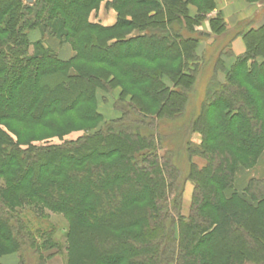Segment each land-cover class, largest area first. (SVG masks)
I'll return each instance as SVG.
<instances>
[{
	"label": "trees",
	"instance_id": "16d2710c",
	"mask_svg": "<svg viewBox=\"0 0 264 264\" xmlns=\"http://www.w3.org/2000/svg\"><path fill=\"white\" fill-rule=\"evenodd\" d=\"M102 1L0 0V124H47L48 114L74 109L95 127L100 121L96 90L112 87V73L88 69L76 64L79 60L116 66L129 84L141 89L137 101L119 94L125 116L59 144L20 143L0 125V176H8L6 183L0 182V206L13 212L11 193L26 190L49 209L73 216L66 237L80 252L68 264H264V186L250 179L236 191L231 150L219 152L207 143L225 136L258 154L264 146V117L237 79L259 90L264 109V55L257 52L261 47L264 51V25L232 34L230 39L242 36L245 52L235 56L224 81L212 80L200 113L185 125L200 130L201 143L188 149L206 163L189 166L186 179L194 186L184 216L183 185L177 182L173 154L160 156L153 133L141 127L162 114H181L198 62L195 42L206 35L196 30L197 36H184L182 30L195 31L204 16L198 10L192 14V4L185 0H106L116 18L104 26L89 20ZM131 2L135 11L126 10ZM204 4L215 7L214 0ZM209 23L216 34L227 29L219 12ZM31 30L40 38L31 41ZM45 36L69 43L71 57L60 58ZM229 49L226 44L218 51V59ZM139 56L176 59L179 64L169 73L172 87L162 81L161 71L150 73L125 61ZM151 104L159 105L156 113L149 111ZM111 155L118 158L106 162ZM257 218L260 227L254 223ZM0 240V251L3 243L18 250L2 214Z\"/></svg>",
	"mask_w": 264,
	"mask_h": 264
},
{
	"label": "rangeland",
	"instance_id": "374dc122",
	"mask_svg": "<svg viewBox=\"0 0 264 264\" xmlns=\"http://www.w3.org/2000/svg\"><path fill=\"white\" fill-rule=\"evenodd\" d=\"M185 1L192 4V14H194V10H198L202 12L201 14L204 17L195 27V31L188 32L186 28H183V35L197 36L196 30H206V33H209V35L199 36L195 42L198 62L195 64L194 82L190 89L187 90V97L184 101V108L181 114H162L157 119L158 121L152 122L148 127L143 125L141 127L144 133L150 131L153 133V140H155V146L158 147L160 156L165 154L166 156H170L173 154L172 158L179 179H177V182L180 187L183 185V191L181 193V214L184 216L189 213L191 194L194 186L191 180L186 179L189 166L191 163H194L201 167L206 163V158L193 153V151L189 152L188 149L190 147L191 150H194L195 146L201 143L202 134L200 130L197 128L191 130V128L185 125L200 113L201 106L207 96V89L212 83V80H225V73L227 71L223 65V57H233L230 56L231 53H228L227 55L223 54L221 56L222 63L218 59V51L225 50V45L229 44L232 33H228L227 29L219 34L211 31L209 20L211 16L216 14V6L211 10L204 7V0ZM105 3L106 0H103L98 8L90 12V21L101 24L100 21L103 14L105 15L109 11H113L116 18L114 9L107 7ZM136 6V3L131 2L127 5L126 10L135 11ZM170 19L173 18L171 17ZM32 31L34 30L29 32L30 39ZM135 31L137 30H134L133 33ZM91 33L94 34L93 31ZM113 34L119 36L117 31H114ZM98 36H101V34H98ZM44 41L58 55H62L66 51L68 52L67 54H73L69 43H59L58 40L48 36H45ZM257 52L264 55L262 47ZM125 61L135 68H141L150 73L161 71L160 77L165 85L172 87L174 84L169 73H171L173 68L178 66L179 62L176 59L150 61L139 56L126 59ZM76 64H83L88 69L90 68L95 71H100L105 68L108 73H112V76L109 77L112 80V87L105 90L99 88L96 90L95 109L100 114V121L95 127H92L94 122L81 120L76 111L70 109L69 112L61 115L57 113L48 114L46 117L48 123L41 125L24 124L14 120H3L0 124L1 129L6 131L13 139H17L20 143L31 141L33 144H59L65 140H74L89 131L96 130L109 119H114L120 115L125 116V113H123V109H125L124 104H121L117 100L121 91L126 94V99L131 96L133 101H137L141 96L140 87L129 84L125 76L121 74L116 66L84 60L76 61ZM190 65L192 66L193 64L191 63ZM237 79L245 86L248 94L258 107L259 114L264 117V109L262 108L263 98H261L259 90L241 77ZM257 81H259L258 78ZM158 106V104L149 105V111L156 113L159 109ZM132 112L128 113L130 118L135 116V113L133 112L132 114ZM212 122L215 124L214 119ZM207 143L209 147L219 152L227 150L228 148L231 150L235 161L234 169L236 168L234 177L239 170H245L251 176L249 180L256 179L263 181H259V185L264 186V146L260 148L258 154V151L250 153L236 143L232 144L225 136H214ZM117 158V155H111L105 161L115 162ZM258 162H260V169L262 168L259 172H257L259 169L254 170L259 164ZM164 171L166 176H168V170L165 169ZM255 174L262 177H256ZM7 177V175L0 176V182L4 181L6 183ZM11 195L12 197L10 199L16 205L15 210L10 212L1 205L0 214L10 224L12 233L16 237L19 246L16 251L15 248L2 242L3 249L0 251V264H68V258L71 257L73 259L80 252L75 246H69L71 243L66 237L68 224H71L73 221V216L61 211L49 209L37 199L32 198L26 190L11 193ZM259 222V218L254 221L257 227H260ZM45 239L46 241L43 244ZM95 264L106 263L97 260ZM123 264H127V261L124 260Z\"/></svg>",
	"mask_w": 264,
	"mask_h": 264
},
{
	"label": "crops",
	"instance_id": "0c3cea01",
	"mask_svg": "<svg viewBox=\"0 0 264 264\" xmlns=\"http://www.w3.org/2000/svg\"><path fill=\"white\" fill-rule=\"evenodd\" d=\"M215 1V12H219L223 17L228 33H237L239 31H246L248 29H259L264 25V0H214ZM193 11V8L191 9ZM115 21V14L113 11H109L107 14H103L100 23L104 26H110ZM206 29V28H205ZM202 31V30H201ZM205 34L206 30H204ZM232 36V35H231ZM40 38V34L37 30L31 32V39L29 35V39L34 41ZM229 50L233 57L224 58L223 57V65L227 70L231 67L234 62V56H239L245 52L246 46L242 36L235 35L233 39H230L229 42ZM66 51L62 55H58L62 59H68L71 57V54H67ZM254 169H259L257 172L261 171L260 162ZM247 171L239 170L234 177V185L233 188L236 191H241L245 185L247 184L249 176ZM254 175V174H253ZM256 177H262L257 176ZM264 177V176H263Z\"/></svg>",
	"mask_w": 264,
	"mask_h": 264
},
{
	"label": "water",
	"instance_id": "95a60500",
	"mask_svg": "<svg viewBox=\"0 0 264 264\" xmlns=\"http://www.w3.org/2000/svg\"><path fill=\"white\" fill-rule=\"evenodd\" d=\"M26 2H28V3H31V2H32V0H26Z\"/></svg>",
	"mask_w": 264,
	"mask_h": 264
}]
</instances>
